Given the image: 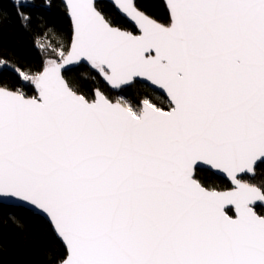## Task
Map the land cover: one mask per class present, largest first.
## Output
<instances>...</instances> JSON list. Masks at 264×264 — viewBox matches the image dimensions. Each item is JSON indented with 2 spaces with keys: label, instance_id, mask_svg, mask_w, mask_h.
Returning a JSON list of instances; mask_svg holds the SVG:
<instances>
[{
  "label": "snow or ice",
  "instance_id": "obj_1",
  "mask_svg": "<svg viewBox=\"0 0 264 264\" xmlns=\"http://www.w3.org/2000/svg\"><path fill=\"white\" fill-rule=\"evenodd\" d=\"M114 3L136 33L65 0L70 43L51 27L35 39L56 58L22 70L0 56L34 92L0 86V199L47 219L65 249L49 264H264V181L245 179L264 167V0H166L167 24ZM29 4L13 0L26 28ZM81 62L115 98L66 79ZM199 165L233 187L202 186Z\"/></svg>",
  "mask_w": 264,
  "mask_h": 264
},
{
  "label": "trees",
  "instance_id": "obj_2",
  "mask_svg": "<svg viewBox=\"0 0 264 264\" xmlns=\"http://www.w3.org/2000/svg\"><path fill=\"white\" fill-rule=\"evenodd\" d=\"M140 10L160 23L169 22V12L164 0H135ZM97 8L108 18L113 26L136 33V29L115 8L108 3H97ZM31 17L26 28L13 6V0H0V56L9 59L15 66L22 70L31 67L33 70L41 67L44 59L56 58L48 49L47 55L43 54L36 46L37 34L51 27L58 36L62 34L65 43H70L72 24L68 17L67 9L62 0H50V6L46 0H30L28 7L21 9ZM49 39L54 46H59L56 39ZM66 79L86 97L92 98L98 89L115 98L116 92L99 76L95 70L82 65L65 73ZM7 85L11 90L23 87L24 91L34 94L30 86L26 85L19 75L11 68L0 69V86ZM145 85L137 82L128 87L126 96L139 97L148 91ZM153 98L161 107L167 108V100L152 91ZM201 184L209 189L226 191L231 185L209 171H197L195 174ZM253 183L260 184L264 181V167L257 169ZM258 211L264 212L263 208ZM18 217L25 226L20 231L12 223L11 217ZM65 251L62 241L53 232L51 225L42 217L34 215L31 211L0 204V264H49L47 253L63 254Z\"/></svg>",
  "mask_w": 264,
  "mask_h": 264
},
{
  "label": "water",
  "instance_id": "obj_3",
  "mask_svg": "<svg viewBox=\"0 0 264 264\" xmlns=\"http://www.w3.org/2000/svg\"><path fill=\"white\" fill-rule=\"evenodd\" d=\"M164 1H165V3H166V0H164ZM62 3H63V5H64L65 8H66L65 0H62ZM95 3H96V5H97V3H108V4L112 5V6L115 8L116 12H117L122 18H124L126 21H128V22H129V23H130V24L136 29V27L134 26L133 22H131V21L126 17V15H124V14L118 9V6L115 5L114 0H95ZM96 7H97V6H96ZM66 9H67V8H66ZM97 9H98V8H97ZM168 12H169V11H168ZM67 13H68V17H69V19H70V21H71V18H70V15H69L68 9H67ZM71 24H72V21H71ZM114 27H116V26H114ZM121 30H123V29H121ZM136 31H137V29H136ZM82 65H85V66H88L89 68H91V67L87 64V62H81L79 65L68 66L70 70L66 71L65 73H68V72H70V71H72V70H74V69H76V68H78L79 66H82ZM65 73H64V74H65ZM138 82L141 83V84H143V85H145V82H143L142 80H141V81H138ZM101 92H102V91H101ZM154 92H156V93H158L159 95L163 96V97L167 100L166 94L162 93L161 90H159V89H155ZM102 93H103V92H102ZM197 171H209V172L213 173L214 175H216L217 177H220L221 179L226 180V181L231 185V188L233 187V185L231 184V181L227 178L226 174L220 173V172H218L217 170H214V169H210L208 166H204V165H199V166L197 167L196 172H197ZM196 172H195V174H196ZM202 186H203V185H202ZM204 187H205V186H204ZM231 188H230V189H231ZM230 189H228V190H230ZM226 191H227V190H226ZM0 204L8 205V206H12V207H19V206L16 204L15 201L6 200V199H0ZM258 208H259V207H258ZM260 208H263V209H264V207H260ZM25 209H27V208H25ZM27 210H29V209H27ZM29 211H30V210H29ZM40 217H42L43 219H45V220L47 221V219H46L45 217H43V216H40ZM47 222H48V221H47Z\"/></svg>",
  "mask_w": 264,
  "mask_h": 264
}]
</instances>
